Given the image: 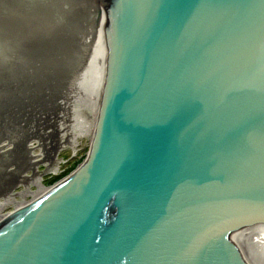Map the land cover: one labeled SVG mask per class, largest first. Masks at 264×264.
I'll return each mask as SVG.
<instances>
[{"label": "water", "instance_id": "water-1", "mask_svg": "<svg viewBox=\"0 0 264 264\" xmlns=\"http://www.w3.org/2000/svg\"><path fill=\"white\" fill-rule=\"evenodd\" d=\"M99 33L88 156L0 227V264H247L235 237L264 226V0H0V176L2 148L26 150L83 83Z\"/></svg>", "mask_w": 264, "mask_h": 264}, {"label": "bare ground", "instance_id": "bare-ground-1", "mask_svg": "<svg viewBox=\"0 0 264 264\" xmlns=\"http://www.w3.org/2000/svg\"><path fill=\"white\" fill-rule=\"evenodd\" d=\"M104 43L102 40V35L99 33L96 37V52L93 57V61L89 64V67L83 73L84 81L80 85V89L77 95L74 96V101L76 102L73 106L70 105L67 107V103L64 105L61 103L60 109H64L67 107L66 111L70 110V114L76 110H80L82 112V117L79 116L80 113H76V116L79 118L78 122L76 121L75 125L70 127L68 123L64 122L58 124V132L60 133V146L59 150L57 151V155L52 156V162H48L49 164H45V167H41L45 160V153H41L42 146H36L35 143H30L26 146V152L30 154L31 161L33 165V171L29 174L21 176V181H24L26 184L21 191H17V189L8 191L7 195L2 197L0 195V227L6 223L11 218H14L20 212L24 211V209L28 208L45 195L53 191L56 187L62 185L68 176L61 180V182L56 183L54 186H46L44 184V177L49 174H59L61 171V166L64 163L63 160L58 155L66 148H70L72 153H78V148L82 144L85 138H88L89 144L91 146L97 128L98 122V114H99V107H100V97L102 88L105 83V66L103 65V55H104ZM72 98V95H71ZM70 98V99H71ZM84 98L85 106L82 105L79 99ZM79 100V101H78ZM66 101V100H65ZM73 101V102H74ZM78 103H80L78 105ZM74 104V103H73ZM78 105V106H77ZM63 106V107H62ZM58 111V110H57ZM56 111L54 114L48 118L46 121L43 122L45 125H48V130H42V134L46 136L53 137L54 133L52 130L53 124L50 125L51 121L53 120H61L63 117H56ZM56 117V118H55ZM45 120V118H44ZM41 121V120H39ZM52 121V122H53ZM36 126L39 125L38 123L35 124ZM54 129V128H53ZM53 133V136H52ZM44 135V136H45ZM47 146V145H46ZM13 145H5L2 148V151L8 154L18 153L17 151L14 152ZM14 154V157H15ZM88 156V155H87ZM87 158V157H86ZM78 165L75 170L79 167ZM11 170V169H10ZM74 170V171H75ZM73 171V172H74ZM13 172V171H11ZM15 172V171H14ZM13 172V173H14ZM72 172V173H73ZM12 173V174H13ZM62 183V184H61ZM235 242L238 245L240 255L244 258L243 260L247 264H264V226H257L251 229L244 231L242 234H239L235 237Z\"/></svg>", "mask_w": 264, "mask_h": 264}, {"label": "rangeland", "instance_id": "rangeland-1", "mask_svg": "<svg viewBox=\"0 0 264 264\" xmlns=\"http://www.w3.org/2000/svg\"><path fill=\"white\" fill-rule=\"evenodd\" d=\"M81 88V87H80ZM80 88H73V91H71V95L70 98L69 96L67 98H69V100H67V98L65 97V99L62 101V104L64 105V103H67V107L71 105L72 107L75 105V101H74V96L77 95L78 91ZM66 100V101H65ZM80 102H82V105L85 106V99L81 98L79 99ZM78 100V101H79ZM74 101V102H73ZM74 103V104H73ZM69 104V105H68ZM80 103H78L79 105ZM77 105V106H78ZM80 106V105H79ZM63 107V106H62ZM67 107H65L64 109H59L58 112H56V117L57 116H61L64 118L61 120H52L50 125L53 124V128L51 131H53L52 136H46L45 134H42V130L47 131L48 130V125H45V123H39V125H35L37 123H35L34 125L30 126L29 128V133L27 134V136H23V140L28 143L27 145H29L30 143H35L36 146L39 147L42 146L41 153H45V157L43 158L45 160V162L43 163V165H41V167H45V164H49L48 162H52V156L53 155H57V151L59 150V142H60V133L58 132V124L64 122V120L66 119L65 123H68L70 127L74 126L76 121L78 122L79 118L76 116V113L78 112V114L80 113L79 116L82 117V112L80 110H76V113H74L75 111H73L70 114V110L74 109L71 108L70 110L66 111ZM55 117V118H56ZM45 135V136H44ZM47 145V146H46ZM90 150V144H89V140L88 138H85L82 142V144L80 145V147L78 148V153L74 154L72 153L70 148H66L63 151H61V153L58 155L61 158V160H63V164L61 166V171L59 174H49L46 175L44 177V184H46V186H54L56 183L60 182L62 179H64L65 177H67L68 175H70L75 168L78 165H81L84 160L86 159L88 153ZM5 162V161H4ZM4 164L5 163H1ZM10 165V169L11 171H15L12 175L9 176H0V195L2 197H4L5 195H7L8 191H12L17 189L16 192L21 191L24 187L26 183L24 181H21V176L26 175V174H30L33 171V165H32V161H31V156L29 153L26 152V150L24 151H18V153L15 154V157L13 158V161L9 164ZM32 175V173H31Z\"/></svg>", "mask_w": 264, "mask_h": 264}]
</instances>
